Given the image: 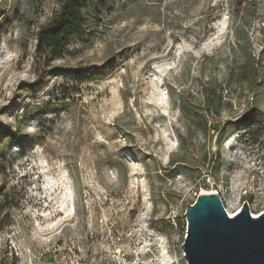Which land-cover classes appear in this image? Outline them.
<instances>
[{
    "label": "rangeland",
    "instance_id": "obj_1",
    "mask_svg": "<svg viewBox=\"0 0 264 264\" xmlns=\"http://www.w3.org/2000/svg\"><path fill=\"white\" fill-rule=\"evenodd\" d=\"M0 0V264H188L201 193L264 211V0ZM45 59V58H43Z\"/></svg>",
    "mask_w": 264,
    "mask_h": 264
},
{
    "label": "water",
    "instance_id": "obj_2",
    "mask_svg": "<svg viewBox=\"0 0 264 264\" xmlns=\"http://www.w3.org/2000/svg\"><path fill=\"white\" fill-rule=\"evenodd\" d=\"M185 218L188 264H264V211L254 217L245 202L231 216L218 193H201Z\"/></svg>",
    "mask_w": 264,
    "mask_h": 264
},
{
    "label": "trees",
    "instance_id": "obj_3",
    "mask_svg": "<svg viewBox=\"0 0 264 264\" xmlns=\"http://www.w3.org/2000/svg\"><path fill=\"white\" fill-rule=\"evenodd\" d=\"M96 0H66L56 21L38 34L36 52L46 64L61 59L69 41L81 34L84 17L91 3ZM45 58V59H43Z\"/></svg>",
    "mask_w": 264,
    "mask_h": 264
},
{
    "label": "bare ground",
    "instance_id": "obj_4",
    "mask_svg": "<svg viewBox=\"0 0 264 264\" xmlns=\"http://www.w3.org/2000/svg\"><path fill=\"white\" fill-rule=\"evenodd\" d=\"M204 194H214V193H204ZM227 211H228V213L231 215V216H236L240 211H241V209L240 208H237V209H235V210H233V211H230L228 208H227ZM253 216L254 217H257L258 215H256V214H253Z\"/></svg>",
    "mask_w": 264,
    "mask_h": 264
}]
</instances>
